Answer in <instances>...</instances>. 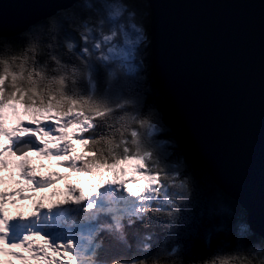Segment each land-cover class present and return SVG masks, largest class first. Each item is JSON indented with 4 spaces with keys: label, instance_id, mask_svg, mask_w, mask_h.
<instances>
[{
    "label": "snow or ice",
    "instance_id": "6c2138e0",
    "mask_svg": "<svg viewBox=\"0 0 264 264\" xmlns=\"http://www.w3.org/2000/svg\"><path fill=\"white\" fill-rule=\"evenodd\" d=\"M146 17V0H71L0 38V185H18L0 189V264H264V230L171 139L146 75ZM34 158L88 191L69 183L64 200L10 215L68 179ZM130 161L135 188L120 178Z\"/></svg>",
    "mask_w": 264,
    "mask_h": 264
},
{
    "label": "water",
    "instance_id": "95a60500",
    "mask_svg": "<svg viewBox=\"0 0 264 264\" xmlns=\"http://www.w3.org/2000/svg\"><path fill=\"white\" fill-rule=\"evenodd\" d=\"M71 0H0V37ZM155 86L209 178L264 230V0H146Z\"/></svg>",
    "mask_w": 264,
    "mask_h": 264
},
{
    "label": "trees",
    "instance_id": "16d2710c",
    "mask_svg": "<svg viewBox=\"0 0 264 264\" xmlns=\"http://www.w3.org/2000/svg\"><path fill=\"white\" fill-rule=\"evenodd\" d=\"M64 10H61L59 12H57L55 15L56 16L60 13H62ZM146 12H147V17L145 20V25H146V31L148 34V39H149V46L146 49V52L144 54L145 59H146V66H147V72L146 75L148 77V82L151 86V90H152V96L154 98V102L158 103L161 111L164 113V117L167 121V129L171 132V139L175 140L178 143V147H179V151L182 152L183 154H185L188 159L194 164V166L197 168V170L199 171V173L202 175V178L211 186L217 187L209 178L207 169L205 167V165L198 159V157L195 155L191 145L189 144V141L184 137L182 131L180 129H178L175 125V123L172 121L171 116L166 108V105L163 101V98L161 97L160 93L158 92L156 86H155V82L153 79V72H152V51H151V36H150V11H149V6L148 3H146ZM53 16L46 18L44 20L39 21L38 23H43L45 21H47L48 19L52 18ZM37 24V23H36ZM23 33V32H22ZM17 36V35H16ZM16 36L13 37H0V38H4V39H12ZM234 200V199H233ZM234 202H236L234 200ZM238 206L241 207V205L236 202ZM242 208V207H241ZM243 209V208H242ZM244 210V209H243Z\"/></svg>",
    "mask_w": 264,
    "mask_h": 264
},
{
    "label": "rangeland",
    "instance_id": "374dc122",
    "mask_svg": "<svg viewBox=\"0 0 264 264\" xmlns=\"http://www.w3.org/2000/svg\"><path fill=\"white\" fill-rule=\"evenodd\" d=\"M37 23H38V22H37ZM77 147H78V146H77ZM82 154H85V152H82ZM143 184H144V182L141 183V185H143Z\"/></svg>",
    "mask_w": 264,
    "mask_h": 264
}]
</instances>
